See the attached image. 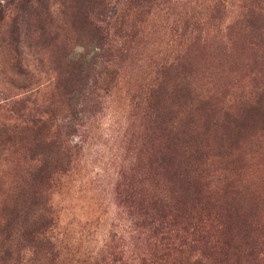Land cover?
Returning <instances> with one entry per match:
<instances>
[{
	"label": "rangeland",
	"instance_id": "obj_1",
	"mask_svg": "<svg viewBox=\"0 0 264 264\" xmlns=\"http://www.w3.org/2000/svg\"><path fill=\"white\" fill-rule=\"evenodd\" d=\"M96 1L0 0V222L12 206L19 212L15 235L8 240V234L0 233V256L8 251L12 255L7 264H41L42 257L44 264H136L152 250L151 240L134 231L131 220L136 211L118 195L125 189L120 185L123 174L145 175V106L135 107L136 96L145 93L159 68L177 56L190 61L189 76L198 93L223 97L233 111H241L261 76L264 43L246 28L244 16L250 10L264 12V0H153L142 9L130 0H109L116 11L111 31L115 48H129L131 31L137 30L138 36L127 58L116 57L117 79L103 83L102 61L86 19L87 12L99 15ZM40 31L57 37L48 40L46 49L37 45ZM73 69L88 84L77 95V105L68 102L70 94L55 87L59 75ZM29 77L38 81L29 87L32 100L63 113L58 124L70 120L71 109L84 115L79 131L64 144L69 165L62 166L64 173L47 192L57 221L55 260L31 246L28 233L34 210L23 223L24 208H35L27 190L41 164L40 159L32 161L41 155L16 144L20 135L15 130V102L31 95L26 87ZM82 83H77L78 89ZM247 124L238 135L229 133L225 143L218 136L227 133V127L212 135L210 169L219 194L217 201L203 206L213 218L236 222L227 229L232 252L220 245L218 236L213 262L226 254L228 264H249L248 252L256 244L264 259V124L261 121L256 129ZM230 183L237 188L224 190Z\"/></svg>",
	"mask_w": 264,
	"mask_h": 264
},
{
	"label": "trees",
	"instance_id": "obj_2",
	"mask_svg": "<svg viewBox=\"0 0 264 264\" xmlns=\"http://www.w3.org/2000/svg\"><path fill=\"white\" fill-rule=\"evenodd\" d=\"M130 1L136 9L145 8V2H154ZM110 3L109 0H97L99 15L92 17V12H87L86 19L88 30L93 36L92 41H95L97 54L102 61L101 82L113 84L119 74L116 57L119 60L127 58L138 31L127 34L129 48L124 51L116 49L111 34L116 11ZM144 14L145 9L141 11V15ZM246 16L248 25H244L251 29L255 38L260 35L261 42L264 43V34L261 33L264 31V12L260 9L259 12L250 10L244 17ZM55 39L57 37H53V33L40 31L37 45L46 49L48 40L51 43ZM262 58L264 59V50ZM180 59L177 56L170 65L168 62L162 65L148 90L136 96L139 104L136 103L135 107L141 104L145 106V175L144 172L137 171L129 178L123 174L125 181L120 185L125 189L119 191L118 195L129 210L136 211L131 220L134 231L139 230L151 240L152 250L147 255L138 257L136 264H228L226 254L216 262H213V255L220 247L218 236L220 245L232 252L227 229L236 222L213 218L203 206L217 201L219 194L212 184L214 175L210 169L214 165L211 156L212 135L222 126L227 127V133L218 136L225 143L229 133L238 135L246 121L250 129H256L261 121L264 124V65L259 72L261 76L255 79L249 97L241 103V111H233L234 107L226 105L223 97L198 93L189 76L192 66L190 61H185L184 57ZM74 70L60 74L55 87L59 91H65L64 95L70 94V97H66L68 102L77 105L80 102L77 95L88 84L86 77L77 78ZM80 81L83 83L81 89H78L77 83ZM37 82L34 77L26 80L29 94L33 93V88L29 87ZM100 88L106 91L109 87ZM60 97H63L62 94ZM28 103H32L34 107L30 108ZM68 106L71 107V104ZM57 111L50 105H39L37 99L33 101L32 94L15 102L14 114L18 123L15 130L20 135L16 144L21 145L24 150L41 155L32 160L37 162L40 159L38 162L41 164L31 175V184L27 190L30 198L36 201L31 203L35 208H24L23 223L34 210L30 224L32 228L28 233L31 246L40 252H49L54 260L58 258L55 242L57 221L53 206H49L47 192L64 173L62 166L67 164L65 157L70 155L64 144L68 143L71 134L79 131V126L82 125L80 121L84 119V115L80 116L71 109L70 120L60 125L57 120L63 113ZM257 116H260L258 121L253 118ZM65 151L68 154L62 156ZM68 163L71 162L68 160ZM227 187L237 188L231 183L224 190ZM236 191L240 194L238 189ZM18 214L17 208L12 206L0 222V233L8 234V240L15 235ZM26 234H22L23 238ZM261 254L259 244L251 247L247 263H263ZM11 256V252H6V255L0 256V263L4 261L7 264L6 261ZM43 262L42 257L41 264ZM96 264H99L98 261Z\"/></svg>",
	"mask_w": 264,
	"mask_h": 264
}]
</instances>
